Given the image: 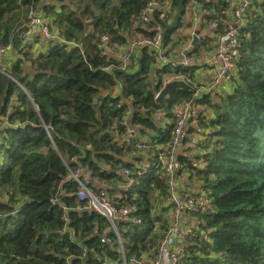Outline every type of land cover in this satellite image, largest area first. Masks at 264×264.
<instances>
[{"label": "trees", "instance_id": "trees-1", "mask_svg": "<svg viewBox=\"0 0 264 264\" xmlns=\"http://www.w3.org/2000/svg\"><path fill=\"white\" fill-rule=\"evenodd\" d=\"M150 1L0 0V46L17 54L7 73L0 72L7 165L0 167V264L123 263L108 219L77 196L71 172L79 166L93 174L96 191H106L117 207L129 206L140 219L117 222V228L126 257L151 264L171 219L159 154L189 101L182 143L188 129L203 139L183 147L175 181L184 194L206 192L212 207L192 213L197 226L182 243L183 264H264V0H251L230 85L209 92L197 91L198 64L179 58L192 39L182 31L190 28L183 23L192 0H158L169 7L141 21ZM194 2L200 4L201 28L211 27L215 35L199 39L187 54L192 59L213 49L231 21L233 0ZM31 8L60 34L38 55L23 37ZM158 24L167 60L140 46L122 68L98 47L104 34L122 46L139 33L152 35ZM166 73L196 90H178L159 103ZM129 127L136 130L131 141ZM138 140L148 147L139 149ZM144 164L147 171L139 174ZM123 168L133 178L128 187Z\"/></svg>", "mask_w": 264, "mask_h": 264}, {"label": "built area", "instance_id": "built-area-1", "mask_svg": "<svg viewBox=\"0 0 264 264\" xmlns=\"http://www.w3.org/2000/svg\"><path fill=\"white\" fill-rule=\"evenodd\" d=\"M170 2L158 0L150 1L148 7L140 15L141 21L149 22L156 8H168ZM251 0H233L232 6L234 8L233 20L227 21L224 31L216 35L214 54L208 60L211 65V77L205 82L200 83L197 91L209 92L218 90L221 86L230 81L231 74L235 69V59L237 57L241 41L240 35L242 28L246 25V18ZM217 26V23L212 25ZM152 35H144L139 33L135 38L128 41L125 45H117L112 43L109 35H102L100 37L98 47L101 52L115 56L121 61L122 68H126L131 60V55L140 46H146L153 50L161 60H167L163 57V30L160 24L154 26ZM37 31H41L46 37L50 39L60 38L57 29H53L48 19L43 17L40 12L31 8L28 13V28L24 32L23 37L28 44H34V35ZM10 47L0 46V72H6L3 63V56L8 53ZM193 61L191 57L185 56L180 60L182 64H189ZM171 62V61H169ZM7 73V72H6ZM20 84L17 80H15ZM23 87V86H22ZM24 89V87H23ZM191 102H186L183 109L179 111L175 121L174 135L169 144H166L163 151L159 154V161L163 173L168 176V185L170 195L167 201L171 204L169 215L170 225L165 237L159 244L156 250V256L150 260L151 264H183L182 259V243L191 237L192 229L182 228L185 223V215L192 213H201L212 207L211 201L203 190H197L196 193H182L177 187L175 181V170L177 166V157L182 146V139L186 126L190 118ZM47 132L50 133L47 128ZM128 141L133 139L136 130L134 127L128 128ZM203 139V136L200 140ZM139 149L143 150L148 147L144 142L136 141ZM148 164V163H147ZM147 164L142 166L138 171L139 174L147 171ZM122 175L126 177L125 185L128 187L133 178L130 177L131 171L128 168L120 170ZM71 178L78 183L79 190L77 196L80 200L87 201L88 207L103 215L111 224V229L115 231L118 239V249L123 255L122 264H136L138 262H145L144 258H137L136 256L126 257V250L117 228V222H131L140 223V219L132 215L129 206L117 207L112 198L106 191H96L94 189L95 178L93 174L79 166L71 172ZM197 224V223H196ZM105 241H110L108 238H103ZM140 259V260H139Z\"/></svg>", "mask_w": 264, "mask_h": 264}, {"label": "crops", "instance_id": "crops-1", "mask_svg": "<svg viewBox=\"0 0 264 264\" xmlns=\"http://www.w3.org/2000/svg\"><path fill=\"white\" fill-rule=\"evenodd\" d=\"M200 4L198 3H192V8H191V13L195 16L191 22H190V28H183V32L184 34L188 35L190 32L192 33V39H193V34H194V31L195 29H198L200 30V34L202 33V36H206L208 35L209 37H212L213 35H215V33L212 31V28L211 27H203L201 28L202 24H201V21H202V12H201V9L199 8ZM200 10V11H199ZM229 17L228 19L229 20H232L233 19V16H234V8L231 7L230 10H229ZM194 28V30H193ZM201 37V36H199ZM34 46H33V51H34V55H38L40 53H46L50 47L53 45L52 43V40L48 37H46L41 31H37L34 35ZM192 39L189 40V43H187L186 45H182L183 50L185 48H187L190 44H191V41ZM215 41V40H214ZM214 48H215V44L213 46V49L211 50H204L201 54V56H193L194 59L193 61L195 63L198 64V69H197V72H198V80L197 82L199 83H202V82H205L206 80H208L210 77H211V65L210 63L208 62V60L212 57V55L214 54ZM17 54L16 52L13 50V49H9L8 53L5 54L3 56V62L5 63V65H7V62L8 64L14 60V57H16ZM199 63H203L204 65H199ZM25 66L26 67H30L31 66V63L30 62H26L25 63ZM7 67V66H6ZM230 85V82H226L224 83L221 88H228V86ZM220 88V89H221ZM189 131V129H188ZM186 132L185 133V139L183 141V144L180 148V152L181 150L183 149L184 146H190L189 144L190 143H193L195 141V139H198L200 140L202 138V135L198 132H195L191 135H189V132ZM0 167H6V161H5V157H4V149H5V146H2L4 144V141L2 140V138L0 137ZM189 193H194V191L192 189H189ZM197 221H196V218L193 216V215H190V214H186L185 215V223L181 226L182 228H190V229H195L196 226H197Z\"/></svg>", "mask_w": 264, "mask_h": 264}, {"label": "water", "instance_id": "water-1", "mask_svg": "<svg viewBox=\"0 0 264 264\" xmlns=\"http://www.w3.org/2000/svg\"><path fill=\"white\" fill-rule=\"evenodd\" d=\"M198 33H199V30L195 29L194 34H193V39L191 41V45L188 48L184 49L179 54L180 59H183L193 49V47L197 44L199 39H203L202 36L199 37ZM178 90H195V87L191 85L190 82L184 78H173V79L167 80L164 82L162 88L157 94V101L159 103L164 102L166 97L172 95Z\"/></svg>", "mask_w": 264, "mask_h": 264}, {"label": "rangeland", "instance_id": "rangeland-1", "mask_svg": "<svg viewBox=\"0 0 264 264\" xmlns=\"http://www.w3.org/2000/svg\"><path fill=\"white\" fill-rule=\"evenodd\" d=\"M192 3L194 4V3H196V2H194V0H192V2L191 3H189V5H188V9H187V12H186V16H185V19H184V26L187 24V22H191V20L195 17L190 11H191V8H192ZM193 30H194V28H193ZM198 35L199 36H202V33L200 34V30H199V33H198ZM162 76H163V79H164V81L163 82H165L168 78H170V79H173V78H178V77H172V74H170V73H166V74H162ZM170 79H168V80H170ZM220 89V88H219ZM205 136V135H204ZM199 139V138H198ZM198 139H195V141L193 142V143H190L189 145V147H192L193 148V146L195 145V144H197L198 145ZM197 145H196V147H197ZM180 187L183 189V187H182V181L180 182ZM197 191V190H196Z\"/></svg>", "mask_w": 264, "mask_h": 264}, {"label": "clouds", "instance_id": "clouds-1", "mask_svg": "<svg viewBox=\"0 0 264 264\" xmlns=\"http://www.w3.org/2000/svg\"><path fill=\"white\" fill-rule=\"evenodd\" d=\"M190 45H191V44H190ZM190 45H189V46H190ZM189 46H188V47H189ZM188 47H187V48H188ZM186 56H187V55H186ZM195 90H196V89H195Z\"/></svg>", "mask_w": 264, "mask_h": 264}, {"label": "bare ground", "instance_id": "bare-ground-1", "mask_svg": "<svg viewBox=\"0 0 264 264\" xmlns=\"http://www.w3.org/2000/svg\"><path fill=\"white\" fill-rule=\"evenodd\" d=\"M204 38V36H202Z\"/></svg>", "mask_w": 264, "mask_h": 264}]
</instances>
